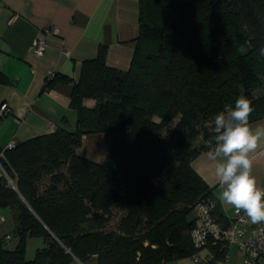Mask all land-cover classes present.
Masks as SVG:
<instances>
[{
    "label": "trees",
    "instance_id": "trees-1",
    "mask_svg": "<svg viewBox=\"0 0 264 264\" xmlns=\"http://www.w3.org/2000/svg\"><path fill=\"white\" fill-rule=\"evenodd\" d=\"M139 3L129 69L108 66L103 45L82 62L69 102L74 131L0 150V209H10L17 242L9 250L0 237V264H85L93 256L98 264H165L200 251L207 260L196 264H225L229 241L209 235L204 247L195 244L203 206L221 230L231 220L191 163L209 150L207 125L238 96L252 102L250 123L264 119V0ZM59 80L69 79L47 77L42 91ZM171 125L172 137H162ZM98 134L113 135L102 162L78 152L84 136ZM31 236L45 246L26 260Z\"/></svg>",
    "mask_w": 264,
    "mask_h": 264
},
{
    "label": "crops",
    "instance_id": "crops-1",
    "mask_svg": "<svg viewBox=\"0 0 264 264\" xmlns=\"http://www.w3.org/2000/svg\"><path fill=\"white\" fill-rule=\"evenodd\" d=\"M139 8V0H0V106L7 104L11 110L0 120V150L10 142L19 144L58 129L74 131L76 112L69 102L82 62L94 58L103 45L107 48V65L128 70L139 36ZM50 28L58 33L46 34ZM40 38L46 40V48L42 56H37L33 44ZM51 73L69 80H59L50 90L42 91ZM84 104L93 107L95 101L88 99ZM250 127L264 129V119L250 123ZM92 137L97 145L103 143L101 139L106 141L101 151L89 154L81 148ZM112 139L111 134L84 136L78 152L102 162ZM206 153H200L191 166L213 190L221 211L232 222L235 209L219 198L215 163L208 160ZM250 158L257 186L264 189V138ZM0 218V237H4L14 230L10 209H0ZM256 226L264 227V222L253 223L247 217V229ZM239 242V237L229 242L225 264L244 263ZM16 243L6 248L13 250ZM88 263L98 264L97 258L91 257ZM165 264L196 262L184 258ZM258 264H264V259H259Z\"/></svg>",
    "mask_w": 264,
    "mask_h": 264
},
{
    "label": "clouds",
    "instance_id": "clouds-1",
    "mask_svg": "<svg viewBox=\"0 0 264 264\" xmlns=\"http://www.w3.org/2000/svg\"><path fill=\"white\" fill-rule=\"evenodd\" d=\"M264 57V44L259 48ZM254 108L245 95L238 96L234 107L221 111L213 120V133L206 155L215 163V176L220 188L219 198L253 223L264 222V189L257 186L250 153L264 138V129L250 127Z\"/></svg>",
    "mask_w": 264,
    "mask_h": 264
},
{
    "label": "built area",
    "instance_id": "built-area-1",
    "mask_svg": "<svg viewBox=\"0 0 264 264\" xmlns=\"http://www.w3.org/2000/svg\"><path fill=\"white\" fill-rule=\"evenodd\" d=\"M58 32L54 28L46 30V34L56 35ZM46 48V40L44 38L36 39L33 44V52L37 56H42ZM54 73H51L48 78H53ZM10 108L7 104L0 106V120L10 112ZM15 143L10 142L6 149L14 147ZM4 151V150H3ZM0 157H3V152L0 153ZM0 174L5 175L1 165ZM212 206L206 205L201 208L200 214L197 216L196 225L193 230V237L195 244L198 248L204 247L207 243V237L212 235L213 240H227L233 242L236 238H240L239 247L244 255L243 264H258L259 259H264V227L256 226L251 229H247V216L243 211H234V216L231 225L228 229L221 230L214 219L211 217L210 210ZM2 219L0 218V222ZM6 240H10L9 234L5 235ZM200 259L202 261L207 260V256L203 252H199L194 262Z\"/></svg>",
    "mask_w": 264,
    "mask_h": 264
},
{
    "label": "rangeland",
    "instance_id": "rangeland-1",
    "mask_svg": "<svg viewBox=\"0 0 264 264\" xmlns=\"http://www.w3.org/2000/svg\"><path fill=\"white\" fill-rule=\"evenodd\" d=\"M207 126L212 128L211 126H213V122L209 123ZM172 135H173V125L169 126L167 129H164V130L161 131V136L164 137V138L170 139L172 137ZM103 136H108V135H103ZM101 138H103V137H101ZM92 139H93V137L91 139H87L86 141H84V145L81 148L83 150L87 149L86 151L89 154L92 153L93 151L94 152L101 151L100 148L103 147V144L105 143L104 141H106V139H101L103 141V143L102 142H98L99 143L98 144L99 147H98L97 144H94L96 141H94V143H93ZM201 144H204V140L202 139V137H200L197 140V145L200 146ZM109 147L110 146H108V148H107V152H108ZM3 209L9 210V208H3ZM116 215H118V212L116 213V209H115L114 210V218H113V221H112V226L115 225L116 220L118 218V216H116ZM15 241L16 240L12 239L10 241H7L6 244H7V246H9L11 248V247L14 246ZM44 246H45V241H44V239L42 237H37V236L27 237L26 238V242H25V258H26V260L34 259L35 255H36V251L38 249L43 248ZM69 264H79V262L73 260ZM85 264H89L88 261Z\"/></svg>",
    "mask_w": 264,
    "mask_h": 264
}]
</instances>
